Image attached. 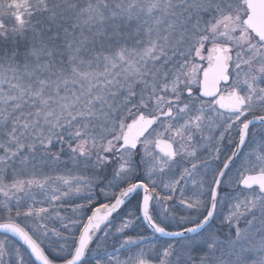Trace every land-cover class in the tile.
<instances>
[{"label":"snow or ice","instance_id":"obj_1","mask_svg":"<svg viewBox=\"0 0 264 264\" xmlns=\"http://www.w3.org/2000/svg\"><path fill=\"white\" fill-rule=\"evenodd\" d=\"M7 42L11 47L0 50V212L6 214L0 231L18 237L30 253L26 258L0 239V264H57V258L88 264L93 245H105L110 217L138 189L142 218L156 233L206 230L250 125L264 127V115L256 114L264 109V0H0V43ZM214 128L219 141L235 131V150L213 171L207 204L181 200L196 216L180 217L182 230L169 231L164 220L172 217L157 222L152 213L172 197L160 196L152 177L194 157L193 132ZM219 153L216 148V159ZM69 164L92 176L73 174ZM61 166L65 174L57 171ZM108 168L99 193L114 202L97 205L93 186ZM187 174L184 168L165 187L174 190ZM236 182L255 195L232 205L224 239L204 238L207 253L199 264H264V143L241 162ZM33 187L51 190L47 206L35 200ZM73 197L83 203L62 227L75 231L65 236L49 229L44 220ZM144 256L110 257L109 264H150ZM95 264H102L99 257Z\"/></svg>","mask_w":264,"mask_h":264},{"label":"rangeland","instance_id":"obj_2","mask_svg":"<svg viewBox=\"0 0 264 264\" xmlns=\"http://www.w3.org/2000/svg\"><path fill=\"white\" fill-rule=\"evenodd\" d=\"M77 2L80 4H84L86 0H77ZM7 47H11L10 42L0 43V50H3ZM23 47L24 45L23 43H21V51H23ZM53 151H56V149H53ZM62 159H67V157H62ZM68 169L71 170V172L75 175H88L89 177L92 176V172H90V170L85 172L82 168H73L71 164L68 165ZM57 171L60 174H65L63 171V166H61L60 169H57ZM111 171L112 169L108 168L104 172L103 176L105 177H99L96 184L93 186V195L97 196V205H99L100 203L114 202V200H112L111 198L105 199L99 193V188L101 186L100 180H107L111 175ZM144 171L145 168L142 167L140 172L143 173ZM44 173L51 174V170L46 168L44 169ZM231 174V189L229 190V192L222 193L220 195L221 198L219 199L220 202L218 204V209L215 214V219L209 226H206V230H202L201 235H197L195 233L184 235L183 237H166L156 234L149 227L147 222L144 221L142 218V212L139 210L142 204V199L137 200L136 202H131L130 204L127 203L133 196L132 194V196L126 199L125 204H123L112 215V217H110L111 224L106 229V231L109 232V236L105 242V245L99 250H96L95 246L93 245V252L86 257L88 264L94 258L96 259L97 257L101 259L102 264H109L110 257H115L121 261H125L130 256L141 251L145 253V256L143 258L149 261L150 264H161L162 260L164 261V264H189V258L192 259V264H199V257L207 253V247L204 243V238L209 233H215L220 239H224L225 234L229 232V228L224 218L229 215L230 211L232 210V205L237 201V199L243 200L245 199V197H252L255 195V193H251L248 191L242 192L241 190H235V186L237 185V172H233ZM199 178L202 179L201 182H198V178L188 179V181L191 183L195 182L196 185H198L199 187V191H203V195L206 198L208 197L206 191V182L208 179L205 177ZM49 183L51 184L52 182L50 181ZM183 190L185 189L183 188ZM31 193L35 196V200L37 202H43V206H47V200L45 197L46 195L51 194L50 189L47 193H42L40 189L33 187L31 189ZM18 195H20L21 197L25 196L24 193H19ZM81 195H83V193H81ZM183 196L189 198L188 196H190V194L184 195L183 193ZM0 199H3V197L0 196ZM22 203L31 204L32 201L30 199H26L25 201H22ZM56 203L57 205L61 204V202L59 201ZM77 203H83V200L77 199L75 197L67 199L66 202H63L62 206H58L55 211H53L52 214L44 220V223L47 224L49 229H55L63 233L65 236L68 234V231H75V229H72L71 227L69 230H65L62 227V222L67 223L69 220L77 218L78 213L74 214L73 211L75 204ZM205 210V207L199 209V211L201 212H204ZM152 214L154 218L157 219V222H160V220L164 219V216L166 215L172 217V219L170 220H164V223L168 225L169 231H179L182 230V223L180 222L179 218L190 217L194 219L196 216V210H174L172 208L166 209V207H163L161 203L159 205H156ZM133 215L136 216L137 219L129 227L125 228L122 232L117 231V229L120 228L126 220L132 219ZM257 215L259 218V214ZM5 218L6 214L0 212V222L4 221ZM25 223H27V221H25ZM183 226H191V224L189 223ZM240 226L244 227L243 220H241ZM255 227H260L259 223H256ZM100 235L102 237V233ZM129 237L135 241V244L128 246L124 243ZM259 238L260 234H254V244L256 247H258L257 242L259 241ZM57 239L58 238L54 236L52 237V243L54 245L57 243ZM169 245H173V249L171 251V255L165 258L163 256V250ZM216 255H219V253H216ZM93 262L94 261H92L91 264H93ZM111 264H115V261L113 260Z\"/></svg>","mask_w":264,"mask_h":264},{"label":"flooded vegetation","instance_id":"obj_3","mask_svg":"<svg viewBox=\"0 0 264 264\" xmlns=\"http://www.w3.org/2000/svg\"><path fill=\"white\" fill-rule=\"evenodd\" d=\"M259 86L264 87V83H261ZM256 114L264 115V109L257 107ZM219 131V128H214L211 131H209L208 129H204L202 134L193 132V140L190 144V150L195 149L196 155L194 157L185 155L181 161V164L175 166L172 171L166 170L164 173H155L153 175L152 178L157 182V192L160 194V196L163 197L165 195H171L172 197L170 200H164L161 202L163 207H166V209L172 208L174 210H188L186 206L181 203V200L189 201L195 198H200L205 202V204H207L209 197L205 198V196L203 195V191H199L198 185H196L195 182H189L188 179L198 178V182H201L202 179H200L199 177L207 178L208 180L206 182V191L208 193L209 181L211 179L213 171L218 170L222 167V163L227 159V157L231 155V152L235 150V144L238 140V136L236 135L235 131H233L230 135L226 133L224 139L222 141H219ZM249 132V138L246 140L245 145L241 149L239 159H236L235 163L230 165L231 171L228 173L229 180L221 187V189H219L220 195L222 193L229 192V190L231 189V173L237 172V169L240 168L241 162L245 158H248L249 153H252L254 150H258L259 146L264 143V127H262L259 123L255 124L254 126L250 125ZM209 137L211 138L209 139ZM216 148H219L220 150L218 159L215 158ZM192 164H196L195 169L192 168ZM146 167L147 166H144L145 170ZM184 168L189 169L190 174L184 175V178L180 181V183L175 185L174 190L170 187L166 188V184H172L176 179L180 177V175L183 173ZM104 177L105 176H103V178ZM183 188L185 190H183ZM235 190H241L242 192L246 191L243 190V185H240L238 183L235 186ZM181 193H184V195L190 194V196H188L189 198H186L182 196ZM142 194V189H138L127 203L130 204L131 202L141 200ZM220 195L218 197V200L221 198ZM0 239H4L6 241L14 243L18 248H20L21 252L25 254L26 258H28L29 252L19 240L5 233H0ZM52 255L54 256V254ZM96 259L94 258L92 260L94 261L93 264H95ZM57 261H59L58 258ZM92 261L89 264H91Z\"/></svg>","mask_w":264,"mask_h":264},{"label":"water","instance_id":"obj_4","mask_svg":"<svg viewBox=\"0 0 264 264\" xmlns=\"http://www.w3.org/2000/svg\"><path fill=\"white\" fill-rule=\"evenodd\" d=\"M114 214V213H113ZM1 222H3V221H1ZM147 222V221H146ZM148 224V223H147ZM150 227V226H149ZM151 228V227H150ZM152 229V228H151ZM153 230V229H152ZM154 231V230H153ZM180 231V230H179ZM0 232H2V231H0ZM155 232V231H154ZM156 233V232H155ZM156 234H158V235H161V236H166V235H163V234H160V233H156ZM189 234H195V233H185V235H189ZM11 235V234H10ZM13 236V235H12ZM13 237H15V236H13ZM166 237H173V236H166ZM16 239H18L20 242H22L18 237H15ZM23 243V242H22ZM26 248H27V246L26 245H24ZM28 249V248H27ZM28 251L30 252V250L28 249ZM34 258V257H33ZM37 264H38V262H37ZM57 264H60V263H57Z\"/></svg>","mask_w":264,"mask_h":264},{"label":"bare ground","instance_id":"obj_5","mask_svg":"<svg viewBox=\"0 0 264 264\" xmlns=\"http://www.w3.org/2000/svg\"><path fill=\"white\" fill-rule=\"evenodd\" d=\"M57 263H60V261H57Z\"/></svg>","mask_w":264,"mask_h":264}]
</instances>
